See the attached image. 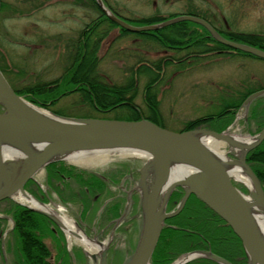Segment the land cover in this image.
<instances>
[{
    "label": "water",
    "instance_id": "obj_1",
    "mask_svg": "<svg viewBox=\"0 0 264 264\" xmlns=\"http://www.w3.org/2000/svg\"><path fill=\"white\" fill-rule=\"evenodd\" d=\"M95 3L108 19L129 32L157 30L191 21L205 27L217 42L264 59V50L223 37L208 21L196 15L181 14L135 26L116 15L103 0H95ZM263 94L264 88L251 93L244 105L248 106ZM230 127L222 132L207 128L176 132L147 118L121 120L56 114L19 95L0 69V201L10 198L45 215L66 234L76 237L48 210L47 204L24 188L25 183L51 163L76 164L70 158L80 153L108 151L121 155L120 151H124L130 153L126 156L144 160L134 187L140 195L142 224L135 249L124 264H151L165 219L178 214L191 194L224 219L239 237L247 264H264V190L246 163V154L263 141L264 127L248 137L229 133ZM206 138L227 146L231 156L222 155L208 145ZM177 172L182 175L176 176ZM234 172L245 178L238 181L246 186L248 193L234 184ZM177 187L183 188L184 195L177 207L168 212L167 203ZM17 197L30 198L42 208L20 202ZM92 244L93 250L84 248V251L94 260L99 256L98 264H106L107 245ZM67 246L72 263L76 264L70 244ZM200 257L218 264H233L205 249L184 252L169 264H186Z\"/></svg>",
    "mask_w": 264,
    "mask_h": 264
},
{
    "label": "rangeland",
    "instance_id": "obj_2",
    "mask_svg": "<svg viewBox=\"0 0 264 264\" xmlns=\"http://www.w3.org/2000/svg\"><path fill=\"white\" fill-rule=\"evenodd\" d=\"M4 1L11 5L0 12V64L7 80L20 90L52 81L71 69L76 50L73 44L76 43L83 28L97 17L96 8L87 5L86 0H42L40 8L31 11L34 3L29 0L28 4L21 0ZM105 2L111 5L120 17L136 26L140 23L137 19L158 16L167 19L170 15L184 12L187 7H191L192 10L205 13L221 28L229 23L228 26L232 29L264 31V0H105ZM106 27L107 24L104 23L98 31H103ZM107 28L105 35L99 40L97 49L100 58L98 71L101 77L111 82H124L131 68L140 61L148 64V61H155L164 55L181 56L190 51L170 48L165 50L156 41L145 38L142 34L133 32L120 34L117 27ZM161 31L170 38L176 36L174 30L168 26L162 27ZM165 67L166 69L162 67L163 72L156 87L163 125L172 131H179L190 119L218 112L228 103L237 101L242 96L241 92L264 86V59L255 56L206 53L204 56H191L177 65L169 64ZM150 74L151 71L146 72L147 76ZM147 76H142L139 81L134 102L145 116L149 112L143 100L142 88ZM76 101L78 94H71L60 98L50 108L57 111L63 109L66 116L83 117L86 108L74 105ZM263 103L264 96H258L249 108L258 107ZM246 108L247 106L242 104L234 114L235 122L230 131L235 135L247 137L257 130L255 122L246 120L250 113ZM90 113L106 119H121L119 115L127 114L128 111L124 109ZM109 158H113V155ZM119 158L141 162L140 159L130 156ZM105 163L107 161L91 166L69 165L77 169L78 176L72 177L79 189L74 194L77 201L84 197V191L86 194L89 192L91 197L96 192L87 190L83 182L87 184L88 181H95L93 186L101 185V180L85 176L83 170L98 171L105 167ZM10 207L12 205L7 201L0 204V210H8ZM70 210L74 211L72 208ZM9 223L3 221L2 229L8 228ZM3 238L5 244L9 240L8 244L11 246L14 241L13 246L17 247V237L4 235ZM46 242L51 249L53 261L57 255L65 256L63 249L60 250L58 245H54L51 237L46 239ZM72 242L71 249L75 247L79 251L82 250L83 245L78 239L76 241L72 237ZM123 242L119 240V246L112 247L114 258L111 259V264H122L136 244L133 241L123 245ZM10 250L13 253L11 247ZM82 257L79 253L78 264H86L87 259L85 262V258Z\"/></svg>",
    "mask_w": 264,
    "mask_h": 264
},
{
    "label": "trees",
    "instance_id": "obj_3",
    "mask_svg": "<svg viewBox=\"0 0 264 264\" xmlns=\"http://www.w3.org/2000/svg\"><path fill=\"white\" fill-rule=\"evenodd\" d=\"M0 12L8 9L11 5L4 0H0ZM28 4V0H21ZM33 2V9L40 8L42 0H29ZM87 5L93 6L98 11L95 19L89 22L83 28L81 34L77 38L75 44V55L73 56L71 69L66 70L61 76L44 84H34L24 89H16L13 84L11 86L15 91L24 96L28 101L51 110L54 113L67 115L65 110H55L50 107L64 96L78 94V101L74 105L86 108L84 116H93L90 112H110L126 109L128 113L119 115L121 119L138 120L148 118L156 124L165 127L162 121L160 110V99L157 93V81L161 77L164 67L169 64H179L182 60L191 56L207 54H243L253 56L240 50L232 49L217 42L208 32V30L200 24L191 21H181L169 25L174 30L176 36L168 37L163 35L161 29L151 31H141L134 34H142L145 38L156 41L165 50L167 49H190L186 55L172 56L164 55L157 60L148 64L140 61L133 68L129 75L122 83H115L107 80L99 75L98 64L100 58L97 53L99 40L103 38L108 28L117 27L120 34H130L127 30L119 27L116 23L109 20L101 9L96 5L95 0H86ZM105 1V0H104ZM30 4V2H29ZM110 9L116 13L117 11L108 3ZM43 6V5H42ZM187 7L186 11L175 13L169 16H177L179 14L197 15L207 20L222 36L227 39L246 43L264 50V31H244L230 28L225 24L223 28L217 26L205 13H200ZM21 12V11H20ZM30 13V11H29ZM27 13V14H29ZM25 14V13H24ZM22 15V13H20ZM166 19L165 17H143L137 19L140 21L137 25L151 24ZM106 23L107 27L103 31H98L102 24ZM166 27V26H165ZM164 28V27H163ZM153 62V64L151 63ZM155 62V63H154ZM69 68V67H68ZM0 69L6 76V73L0 64ZM151 71L152 74L146 75ZM155 73V75H154ZM142 76H147L143 84V100L148 109L149 114L143 115L134 103L138 92L139 81ZM54 83V84H53ZM50 85V86H49ZM264 88V86L257 89ZM254 90L241 92L237 101L230 102L216 113H209L186 121L183 128L179 131L208 128L217 132L226 129L234 119L236 110L242 106L244 100ZM264 105V104H263ZM136 108V109H135ZM120 113V112H117ZM247 120L256 123V132L264 127V107L260 104L258 107L250 108ZM255 132V133H256ZM247 159L252 169L258 177L264 190V140L247 155ZM53 164H49L47 168ZM61 170L68 169L71 177L77 175V169L73 166H59ZM78 176V175H77ZM78 180V178L76 177ZM81 179V178H79ZM98 179V178H95ZM91 181H88L90 183ZM82 183V182H81ZM84 185H87L83 182ZM243 191H246L242 187ZM183 195L181 188L175 189L170 197L167 205V211H171L180 201ZM3 201L10 202L12 207L6 210L15 223V232L17 234V247H14L15 259L18 264H71L68 251L65 244L59 246L63 249L65 256L57 255L53 261L52 252L46 239L54 235L51 229L50 220L44 215L33 211L25 206L17 204L10 199ZM4 218L0 217V237L2 234V222ZM207 249L226 258L233 264H247V258L240 239L233 232L231 227L217 213L210 209L195 195H190L184 208L177 215L167 218L164 227L160 233L157 245L151 257L152 264H169L179 254L194 250ZM186 264H218L210 259L196 258Z\"/></svg>",
    "mask_w": 264,
    "mask_h": 264
},
{
    "label": "flooded vegetation",
    "instance_id": "obj_4",
    "mask_svg": "<svg viewBox=\"0 0 264 264\" xmlns=\"http://www.w3.org/2000/svg\"><path fill=\"white\" fill-rule=\"evenodd\" d=\"M262 107H264V105H262ZM222 150L225 156H231L227 148L224 147ZM248 153L246 154V163L252 169L247 159ZM142 164L143 161L139 162L134 159H121L117 156H113V158H110V160L105 163L103 169H99L98 171L95 169L83 170L85 176H89L90 178L96 177L98 178L97 180H101V185L93 186L95 181L88 183L86 185L87 188H85L89 191L95 190L96 192L91 197L89 192L86 194L84 191V197L79 201L74 198V194L79 190L78 187L75 186L76 183L67 170L63 171L59 167L60 165H72L66 161L55 162V164L50 167V170L45 167L34 179H30L26 182L24 187L28 192L32 193L34 197L52 208L59 217V220L63 221L61 217L71 219L77 233L86 234V238L90 243L96 244V242H102L106 244L108 247L106 264H111V259L114 258L112 247L119 246V240L124 241L123 245L124 243L128 245L133 241L136 242L139 236L142 214L140 195L134 187L137 184L139 169ZM232 177L234 184L242 189L243 186L241 187V184H239L237 173H233ZM41 180H43V182H41ZM71 208L74 211H71ZM6 210L7 209L0 210V215L9 223V218L12 217L5 213ZM50 223V227L54 232V235L51 236L54 245L60 246L63 242L68 251L66 232L53 221L50 220ZM63 223L65 224L64 221ZM14 228L15 223L11 224L10 222L8 228H3L2 230V237L0 238V264H18L13 250L15 247L13 246L14 241H12V245L10 246L8 244L9 240H7L5 244L3 238L4 235H7V237L10 235L12 238L13 236L17 237ZM72 250L77 264V256L79 253L81 257L83 256L85 258V262L87 259L86 264H98L99 256L94 260L84 251V248L79 251L77 248L73 247ZM68 255L72 264L69 251ZM9 256H11V258H9ZM56 258L57 256H55V259Z\"/></svg>",
    "mask_w": 264,
    "mask_h": 264
},
{
    "label": "bare ground",
    "instance_id": "obj_5",
    "mask_svg": "<svg viewBox=\"0 0 264 264\" xmlns=\"http://www.w3.org/2000/svg\"><path fill=\"white\" fill-rule=\"evenodd\" d=\"M206 143L208 145H210L211 147H213L215 150H217L218 152H220L219 150V145H220V142L212 139V138H206ZM111 152H108V151H95V152H87V153H80V154H77L73 157H71L70 159L74 162V163H77L78 165H81V166H91V165H96V164H100V163H103V162H106L108 160H110L109 156L111 155L110 154ZM121 155H125L126 153L128 152H124V151H120ZM130 154V153H128ZM139 159V158H137ZM141 161H144L143 159H140ZM185 169H183V173H184ZM234 173H237V172H234ZM176 176H181L182 174L177 172L175 173ZM237 177H239L240 179H245L243 176H241V174L237 173ZM17 200L23 202V203H26L27 205H30L32 207H36V208H42L39 204H37L34 200L30 199L29 200L27 198H23V197H17L16 198ZM48 207V206H46ZM45 208V207H44ZM48 210L49 211H53L52 209L50 210V208L48 207ZM54 212V211H53ZM56 213V212H54ZM59 215V214H58ZM63 219V221L65 222V225H66V228H67V231L69 233H73L76 235V237L79 238L80 242L82 243V245L88 250L90 251L91 247H93V244L90 243V241L83 235V234H79L76 232V229H75V225L73 223V221L69 218H64V217H61ZM71 243L72 242V239H70Z\"/></svg>",
    "mask_w": 264,
    "mask_h": 264
}]
</instances>
